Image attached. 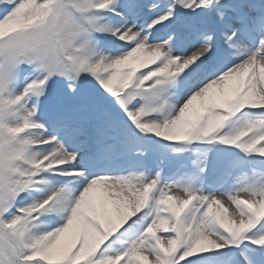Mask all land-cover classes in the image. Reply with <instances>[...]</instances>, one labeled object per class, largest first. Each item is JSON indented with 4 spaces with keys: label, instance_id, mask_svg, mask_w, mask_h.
<instances>
[{
    "label": "snow or ice",
    "instance_id": "6c2138e0",
    "mask_svg": "<svg viewBox=\"0 0 264 264\" xmlns=\"http://www.w3.org/2000/svg\"><path fill=\"white\" fill-rule=\"evenodd\" d=\"M0 264H264V0H0Z\"/></svg>",
    "mask_w": 264,
    "mask_h": 264
}]
</instances>
